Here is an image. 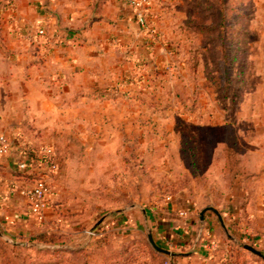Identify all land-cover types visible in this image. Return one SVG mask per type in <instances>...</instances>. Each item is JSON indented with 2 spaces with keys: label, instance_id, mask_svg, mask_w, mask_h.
<instances>
[{
  "label": "rangeland",
  "instance_id": "374dc122",
  "mask_svg": "<svg viewBox=\"0 0 264 264\" xmlns=\"http://www.w3.org/2000/svg\"><path fill=\"white\" fill-rule=\"evenodd\" d=\"M129 8L144 36L143 50L119 45L120 51L92 63L103 72L95 87L112 98L99 97L92 108H59L65 94L57 97L53 89L54 108L38 111L32 134L38 138L24 146L54 149L59 168L46 179L52 209L43 222L30 220L36 233L27 237L13 238L0 224V264H28L29 258L201 264L180 258L159 232L168 198L186 199L189 211L200 213L222 208L228 194L243 188L247 179L239 178L228 190L220 172L219 144L228 125L237 131L250 174L264 168V0H153L141 12L144 28ZM225 51L236 59L225 63ZM95 227L106 232L103 242L88 234ZM200 229L183 252L191 250ZM45 234L56 242H40ZM149 234L175 256L155 254ZM222 243L228 248L221 256H239L244 263L250 258L241 247L252 244L236 234L222 235ZM58 250L65 252L52 254Z\"/></svg>",
  "mask_w": 264,
  "mask_h": 264
},
{
  "label": "crops",
  "instance_id": "0c3cea01",
  "mask_svg": "<svg viewBox=\"0 0 264 264\" xmlns=\"http://www.w3.org/2000/svg\"><path fill=\"white\" fill-rule=\"evenodd\" d=\"M143 37L124 0H0V135L10 142V152L0 158V224L11 237L34 232L28 225L34 217L19 191L27 184L15 173L26 140L38 138L32 135L38 129V111L53 109L51 100L61 94L65 99L59 108L79 103L92 108L99 98L92 95L98 90L94 78L103 74L92 68L93 61L107 59L105 53L120 51L119 45L142 51ZM53 89L57 97L49 95ZM187 202L168 200V218L159 230L180 258L228 264L220 252L228 248L222 235L236 234L263 255L250 252L248 259L255 256L264 264V168H252L243 188L228 194L222 208L213 205L224 227L213 212L206 213L202 224L200 213L189 211ZM51 207L45 211L47 218ZM197 225L203 229L200 241L183 252Z\"/></svg>",
  "mask_w": 264,
  "mask_h": 264
},
{
  "label": "built area",
  "instance_id": "2783aa9c",
  "mask_svg": "<svg viewBox=\"0 0 264 264\" xmlns=\"http://www.w3.org/2000/svg\"><path fill=\"white\" fill-rule=\"evenodd\" d=\"M153 0H124L129 7L138 12L137 21L139 25L145 27V18L142 13ZM40 35H44V31H40ZM10 152V142L4 135H0V158L6 156ZM59 168L54 149L52 147H44L42 149L33 147H24L21 150V158L17 164L16 170L22 173L39 174V180L31 186H24L19 190L21 195L26 199L30 212L33 217L43 222L45 211L50 207L52 200L49 194V188L46 183L47 175L55 173ZM168 200H170L168 198ZM181 216H186V212H181ZM91 237H97L98 232L90 231Z\"/></svg>",
  "mask_w": 264,
  "mask_h": 264
},
{
  "label": "trees",
  "instance_id": "16d2710c",
  "mask_svg": "<svg viewBox=\"0 0 264 264\" xmlns=\"http://www.w3.org/2000/svg\"><path fill=\"white\" fill-rule=\"evenodd\" d=\"M221 39H224V36H221ZM237 54L234 52H231L230 54L225 51L223 55V60L225 63H228L230 59L235 60ZM226 75H229V68L226 69ZM229 82V81H228ZM82 96L84 94H81ZM94 97H103V98H112V94H109L107 91H102V90H96L94 93H92ZM86 96H90V94H86ZM219 148L221 149L222 157L224 160V165L223 168H221L222 173H225L227 177L224 179L225 183L227 184L228 190L232 188L234 185L235 181L239 178H245L248 179L250 178L251 174L248 170L247 163H244V161L241 158V155L239 153V147H238V136H237V131L232 125L226 126V133L225 136L223 137L221 143L219 144ZM39 174L33 173V174H27V173H22L17 171L15 173V176L20 179V180H26L30 181L31 183L36 182L39 180ZM101 228V227H100ZM98 236L94 237L92 241L94 242H103L105 239V233L104 230L97 229ZM57 237L55 235H43L38 238L40 242L44 243H55ZM101 244V243H100ZM13 247V246H12ZM28 250V249H27ZM241 250L248 254L250 253L249 251L245 250L243 247H241ZM65 252L64 250H58V251H53L52 254L57 253L56 255H59V253ZM155 254H162L158 251L155 250ZM254 260L253 259H247L246 262L244 263L241 259V257L237 256V258L232 257V255L226 256V260L228 264H261V260L255 256ZM40 263H36L37 260L36 258H29L28 264H68V260L60 259L57 262H46L44 259L39 260ZM27 264L26 262H24ZM7 264H12L10 260H8Z\"/></svg>",
  "mask_w": 264,
  "mask_h": 264
},
{
  "label": "water",
  "instance_id": "95a60500",
  "mask_svg": "<svg viewBox=\"0 0 264 264\" xmlns=\"http://www.w3.org/2000/svg\"><path fill=\"white\" fill-rule=\"evenodd\" d=\"M207 212H213L214 214H216L217 217L219 218V220H220L222 226L224 227V223H223V220H222L221 215L219 214V212H218L216 209H214V208H212V207H206V208H204V209L200 212L199 220H200V222H201L202 224H203L204 221H205V215H206ZM95 229H96V227L93 228L91 231H94ZM202 232H203V229L201 228V229L199 230V233H198L197 238H196V244L200 241V238H201V236H202ZM0 236H1V237H4V236L2 235L1 232H0ZM148 241H149L150 245L152 246V248H153L154 250H156V251H158V252H160V253H162V254H165V255H167V256H172V257L175 256V254H173V253L170 252L169 250H165V249L159 247V246L156 244V242L154 241L152 234H149V235H148ZM243 248H244L245 250L251 252L252 254L256 255V256L263 258V255H262L259 251H257L253 246H250V245H244Z\"/></svg>",
  "mask_w": 264,
  "mask_h": 264
}]
</instances>
